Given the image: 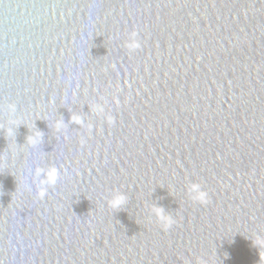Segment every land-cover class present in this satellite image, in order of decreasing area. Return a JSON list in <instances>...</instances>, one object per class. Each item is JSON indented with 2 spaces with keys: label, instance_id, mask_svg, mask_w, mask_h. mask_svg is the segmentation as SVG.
Returning <instances> with one entry per match:
<instances>
[{
  "label": "water",
  "instance_id": "water-1",
  "mask_svg": "<svg viewBox=\"0 0 264 264\" xmlns=\"http://www.w3.org/2000/svg\"><path fill=\"white\" fill-rule=\"evenodd\" d=\"M261 241L264 0H0V264H264Z\"/></svg>",
  "mask_w": 264,
  "mask_h": 264
},
{
  "label": "clouds",
  "instance_id": "clouds-1",
  "mask_svg": "<svg viewBox=\"0 0 264 264\" xmlns=\"http://www.w3.org/2000/svg\"><path fill=\"white\" fill-rule=\"evenodd\" d=\"M129 47H139V45L138 44H129ZM73 119H75V120H77L79 122L80 118L74 116ZM37 136H39V133H37L35 136H30L29 137V141L30 142H35V139H36ZM54 175H55V170L50 168L48 170V177H49L50 181L54 179ZM192 187H193V189H196V188H198V185L193 184ZM41 191H43V190H41ZM203 195H204L203 193H200L199 197L202 199ZM123 200H124L123 196L118 194V195L113 197V199L111 201V204H112L113 207H119L123 203ZM258 244L260 245V247H264V241H261Z\"/></svg>",
  "mask_w": 264,
  "mask_h": 264
}]
</instances>
